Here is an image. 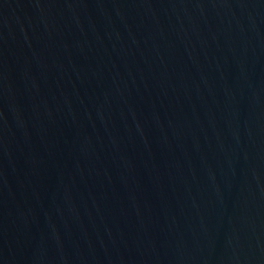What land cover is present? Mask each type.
Returning <instances> with one entry per match:
<instances>
[{"label": "water", "instance_id": "1", "mask_svg": "<svg viewBox=\"0 0 264 264\" xmlns=\"http://www.w3.org/2000/svg\"><path fill=\"white\" fill-rule=\"evenodd\" d=\"M0 264H264V0H0Z\"/></svg>", "mask_w": 264, "mask_h": 264}]
</instances>
